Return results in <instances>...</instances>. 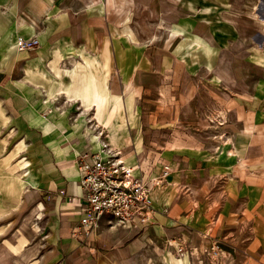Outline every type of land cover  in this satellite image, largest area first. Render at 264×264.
<instances>
[{
  "label": "crops",
  "instance_id": "crops-1",
  "mask_svg": "<svg viewBox=\"0 0 264 264\" xmlns=\"http://www.w3.org/2000/svg\"><path fill=\"white\" fill-rule=\"evenodd\" d=\"M0 7L12 11L7 37L40 40L0 62V104L12 118L48 126V117H30L24 83L17 85L25 69L35 76L43 60L50 72L68 75V98H76L69 100L79 114L88 107L78 116L91 121L88 130L133 153L129 166L140 164L148 181L170 167L154 187L157 212L150 225L103 224L80 239L73 234L81 212L77 156L102 143L70 139L71 146L80 144L73 153L62 142L44 182L56 209L51 264H188L187 255L216 244L225 264H264V46L246 47L234 16L216 13L208 0H90L81 8L0 0ZM212 109L215 118L208 115ZM217 122L219 134L205 147L194 131ZM169 134L180 144L166 145ZM51 141L45 134L42 142ZM211 151L214 160L229 161L216 189L209 183L215 175L197 166Z\"/></svg>",
  "mask_w": 264,
  "mask_h": 264
},
{
  "label": "rangeland",
  "instance_id": "rangeland-1",
  "mask_svg": "<svg viewBox=\"0 0 264 264\" xmlns=\"http://www.w3.org/2000/svg\"><path fill=\"white\" fill-rule=\"evenodd\" d=\"M89 2L90 0H55L56 4L72 8H81ZM208 2L214 3L216 13L228 12L235 17L240 23L237 27L242 30V42L246 47L255 43L258 50L263 48L264 0H208ZM2 8L0 7V62H5L10 61L12 55L20 50L17 48L18 37H7V33L12 31V11L6 7ZM64 57L66 58V55ZM38 64L35 76L25 69L23 82L18 81L17 85L24 83V87L18 88H22L21 91L28 98L25 102L33 110L30 117L40 115L48 117V126L45 128L37 125L26 126V119L12 118L0 104V264H51L49 248L53 244L56 229L54 222L56 209L49 202L48 195L44 194V182L47 180L51 159L55 157L62 142L69 143L74 153L75 148L79 150L80 144L71 146L70 139L74 143L83 137L99 142L101 136H99L101 131L88 130L89 123L86 118L78 117V107L68 98V75L62 76L56 69H52L51 73L50 68L44 66L43 60ZM60 65L65 72L67 67L63 65V61H60ZM208 115L215 118V109ZM212 124L213 127L209 129L194 131L201 132L198 136L207 141L205 147H208L209 141H213L214 136L219 134L216 130L219 122ZM205 131L208 133L203 134ZM45 134L50 135L51 143L42 142ZM179 135L181 137L185 134L180 132ZM102 138H105V134ZM166 139V145L169 147L180 144L172 142L170 134ZM222 150L225 152V146ZM207 153L205 152L207 158L204 160L199 158L197 166L203 164L199 168L215 175L209 183L216 189L226 178L223 175L227 172L229 161L214 160L212 158L214 152L211 151L208 155ZM209 178L208 176L195 178L194 184L204 183ZM12 245L18 248L17 252ZM221 254V251L217 254L211 248L195 253L194 256L187 255V262L225 264L223 261L226 257Z\"/></svg>",
  "mask_w": 264,
  "mask_h": 264
},
{
  "label": "built area",
  "instance_id": "built-area-1",
  "mask_svg": "<svg viewBox=\"0 0 264 264\" xmlns=\"http://www.w3.org/2000/svg\"><path fill=\"white\" fill-rule=\"evenodd\" d=\"M39 44L37 35L17 39L20 51L34 49ZM77 167L81 212L79 224L73 231L76 237L89 238L99 232L103 224L128 229L139 225L144 229L153 222L157 212L153 190L168 175V165L161 175L148 181L140 164L126 165L119 151L104 141L95 151L91 147L84 149L77 156ZM212 250L217 254L220 251L218 245H213ZM177 251L182 255L183 246Z\"/></svg>",
  "mask_w": 264,
  "mask_h": 264
},
{
  "label": "bare ground",
  "instance_id": "bare-ground-1",
  "mask_svg": "<svg viewBox=\"0 0 264 264\" xmlns=\"http://www.w3.org/2000/svg\"><path fill=\"white\" fill-rule=\"evenodd\" d=\"M263 29H264V25H263ZM99 77V76H98ZM65 92H66V90H65ZM68 92V91H67ZM67 95V94H66ZM67 97V96H66ZM69 98H71V97H69ZM71 100H76V98H71ZM82 104V103H81ZM93 106V105H92ZM90 107V106H89ZM88 108V107H87ZM86 108V109H87ZM86 109H83V111L78 115V116H85L86 115ZM92 112H93V110H92ZM91 114H94V113H91ZM90 114V115H91ZM92 116V115H91ZM223 117V116H222ZM95 119V118H94ZM88 120V119H87ZM221 121V120H220ZM76 123V122H75ZM88 123H89V126L88 127H92V123H91V121H88ZM87 130V129H86ZM92 130V129H91ZM98 133V132H97ZM99 134V133H98ZM100 141L104 144V140L103 139H101V137H100ZM224 142V141H223ZM116 148V147H115ZM122 148V147H121ZM117 149V148H116ZM120 149V148H119ZM117 151H119V154H121V159L123 160V162L126 164V165H130L132 162H133V153H131V154H128L126 151H123L122 149L121 150H117ZM122 154H123V156H122ZM132 155V156H131ZM168 194H170V193H168ZM39 207V206H38ZM34 213V212H33ZM35 228V227H34ZM37 228V227H36ZM39 228H37V230H38ZM14 245V244H13ZM12 245V248L17 252L18 251V248L17 247H15V246H13ZM13 252V251H12ZM213 260L215 261V258H213Z\"/></svg>",
  "mask_w": 264,
  "mask_h": 264
}]
</instances>
